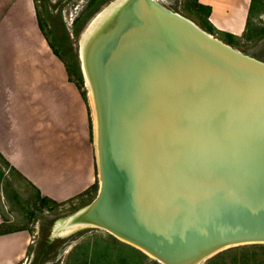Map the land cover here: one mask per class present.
Here are the masks:
<instances>
[{
    "label": "water",
    "instance_id": "water-1",
    "mask_svg": "<svg viewBox=\"0 0 264 264\" xmlns=\"http://www.w3.org/2000/svg\"><path fill=\"white\" fill-rule=\"evenodd\" d=\"M95 16L79 60L97 187L59 226L102 228L161 264L264 242V60L158 0Z\"/></svg>",
    "mask_w": 264,
    "mask_h": 264
},
{
    "label": "crops",
    "instance_id": "crops-1",
    "mask_svg": "<svg viewBox=\"0 0 264 264\" xmlns=\"http://www.w3.org/2000/svg\"><path fill=\"white\" fill-rule=\"evenodd\" d=\"M190 3L191 20L235 48L264 39L262 0ZM0 159V176L43 200L66 201L96 180L86 101L41 30L33 0H0ZM12 199L1 186L0 264L19 263L30 240L27 228L7 225L2 205Z\"/></svg>",
    "mask_w": 264,
    "mask_h": 264
},
{
    "label": "rangeland",
    "instance_id": "rangeland-1",
    "mask_svg": "<svg viewBox=\"0 0 264 264\" xmlns=\"http://www.w3.org/2000/svg\"><path fill=\"white\" fill-rule=\"evenodd\" d=\"M33 1L41 30L63 60L69 77L86 101L94 148L93 112L80 69L79 41L87 22L111 0ZM159 1L190 19L193 17L191 0ZM262 18L264 20V14ZM249 44L245 42L246 46L238 49L264 60V39L256 46ZM1 186L13 197L12 204L2 205V211L8 212L11 218L7 225L16 229L27 228L30 234L26 255L16 264H161L146 254L145 257L140 256L136 251L138 249L96 226H79L66 233H58L60 230L56 229V224L62 223L92 199L96 192V180L86 191L60 203L38 198L34 191L4 174L0 176ZM201 264H264V242L221 249Z\"/></svg>",
    "mask_w": 264,
    "mask_h": 264
},
{
    "label": "bare ground",
    "instance_id": "bare-ground-1",
    "mask_svg": "<svg viewBox=\"0 0 264 264\" xmlns=\"http://www.w3.org/2000/svg\"><path fill=\"white\" fill-rule=\"evenodd\" d=\"M159 1V0H158ZM161 2V1H160ZM161 3H163V2H161ZM164 4V3H163ZM165 5V4H164ZM103 8V7H102ZM101 8V9H102ZM100 9V10H101ZM99 10V11H100ZM99 11L95 14V15H97L98 13H99ZM93 16L88 22H87V24L85 25V27H84V29H83V31L81 32V34H80V41H82V37L84 36V34L86 33V29H88V27L90 26V24L92 23V21L95 19V17L96 16ZM81 43V42H80ZM81 44H80V48H81ZM80 48H79V50H80ZM81 53H82V50H81ZM84 84H85V87L87 88V91H88V94H89V97H90V102H91V105H92V98H91V91H90V88H89V85H88V81H87V79L84 81ZM93 124L95 125V118H94V115H93ZM96 136V134H95V132H94V137ZM60 225V223H58V224H56V229H59L60 231L58 232V233H61V234H63V233H66V232H68V231H70V229H73V228H76V227H68V228H63V227H60L59 226ZM149 257H151V256H149ZM152 258V257H151Z\"/></svg>",
    "mask_w": 264,
    "mask_h": 264
},
{
    "label": "trees",
    "instance_id": "trees-1",
    "mask_svg": "<svg viewBox=\"0 0 264 264\" xmlns=\"http://www.w3.org/2000/svg\"><path fill=\"white\" fill-rule=\"evenodd\" d=\"M93 185V184H92ZM91 185V186H92ZM46 200H49V201H51V202H55V201H53V200H50V199H46ZM137 252H138V254H140V256H142V257H145V254H143L142 252H140L139 250H136Z\"/></svg>",
    "mask_w": 264,
    "mask_h": 264
}]
</instances>
